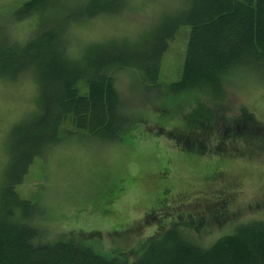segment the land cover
I'll use <instances>...</instances> for the list:
<instances>
[{"label":"rangeland","instance_id":"obj_1","mask_svg":"<svg viewBox=\"0 0 264 264\" xmlns=\"http://www.w3.org/2000/svg\"><path fill=\"white\" fill-rule=\"evenodd\" d=\"M24 1L0 0V31L18 40L34 24L33 18L11 20ZM175 4L178 0H127L114 14L76 21L67 29L70 51L79 54L84 44L110 37L139 40L156 25L161 10ZM188 32L182 25L170 41L161 63L163 83L179 78ZM114 78L133 126L126 138L109 142L77 131L36 157L18 189L38 202L37 232L50 238L80 235L104 253L120 249L134 256V248L157 226L184 218L192 223L199 217L188 233L204 246L245 221L264 218L263 79L236 74L223 93L202 94L200 100L180 93L166 104L152 101L164 88L143 85L135 72L119 70ZM35 98L29 73L16 80L0 77V183L13 152L12 125L31 119ZM189 118L198 119L209 134L202 129L185 149L172 133ZM120 178L122 188L113 194Z\"/></svg>","mask_w":264,"mask_h":264},{"label":"trees","instance_id":"obj_2","mask_svg":"<svg viewBox=\"0 0 264 264\" xmlns=\"http://www.w3.org/2000/svg\"><path fill=\"white\" fill-rule=\"evenodd\" d=\"M126 1L26 0L11 20L33 18L27 37L18 40L0 31V77L16 80L29 73L36 84V110L30 122L12 125L13 152L0 183V264H264V218L245 221L209 246L188 233L199 217L192 223L184 218L157 226L134 248V256L120 249L104 253L80 235L50 238L37 232L33 217L38 202L18 189L36 157L77 131L109 142L123 140L133 126L117 89L116 71L131 70L143 85L163 87L152 101L166 104L180 93L199 100L202 94L223 93L236 74L264 80V0H178L173 8L161 10L158 24L139 40L110 37L71 53L70 24L114 14ZM182 25L189 32L180 75L163 83L162 59ZM200 126L198 119H186L173 138L187 149L191 136L203 135L202 129L208 133ZM117 181L113 194L125 179Z\"/></svg>","mask_w":264,"mask_h":264}]
</instances>
